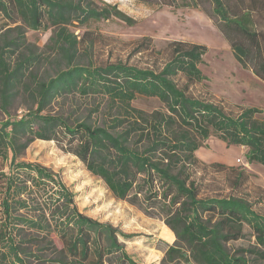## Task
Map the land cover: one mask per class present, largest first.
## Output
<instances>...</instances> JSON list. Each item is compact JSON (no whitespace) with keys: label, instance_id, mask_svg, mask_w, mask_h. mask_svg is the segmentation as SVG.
<instances>
[{"label":"trees","instance_id":"trees-1","mask_svg":"<svg viewBox=\"0 0 264 264\" xmlns=\"http://www.w3.org/2000/svg\"><path fill=\"white\" fill-rule=\"evenodd\" d=\"M161 1L175 6L198 4V0ZM210 1L213 13L223 22L216 25L235 59L264 81V0H248L232 16L222 0ZM0 10L11 22L21 21L30 29L55 25L52 45L66 63L53 76L27 75L26 64L38 59L33 51L25 47L14 66L6 54L24 45L22 26L8 27L2 33L0 108L7 114L22 91L36 107L0 121V159L8 161V170L0 171V264L44 261L47 250L59 252L61 264H139L119 239L131 234L79 210L75 194L59 173L18 159L36 138L56 141L100 177L115 197L163 219L175 235V242L164 250L167 261L264 264V213L237 193L200 195L202 176L197 173L207 167L226 171L234 190L241 182L242 171L235 166L205 163L196 156L210 134L227 144L247 147V161L264 166V121L255 117L259 109L246 107L234 115L220 100L187 92L189 84L207 79L199 67L208 51L205 44L170 41V57L161 68L121 60L82 65L76 62L81 40L67 25L110 16L128 24L134 19L116 5L96 0H0ZM260 13L263 19L257 16ZM150 40H138L134 52L152 50ZM179 76L185 78L183 85L178 83ZM73 91L106 97L113 110L108 123L70 121L46 110L52 100ZM139 95L156 97L165 111L133 107L131 102ZM246 236L253 240L249 247H229Z\"/></svg>","mask_w":264,"mask_h":264},{"label":"rangeland","instance_id":"rangeland-1","mask_svg":"<svg viewBox=\"0 0 264 264\" xmlns=\"http://www.w3.org/2000/svg\"><path fill=\"white\" fill-rule=\"evenodd\" d=\"M100 4L116 5L126 15L134 19L133 24L110 16L106 19L90 20L85 24L67 25L81 40L76 62L82 65H103L108 62L125 61L141 67H158L169 59L167 45L172 40H186L203 43L208 51L199 65L207 79L188 85L187 92L210 100H220L226 110L237 115L243 108L256 107L260 111L255 117L264 121V81L259 79L249 67H243L234 57L232 49L224 38L218 25L221 18L213 13L210 0H198L197 6H175L162 3L161 0H96ZM248 0H222L228 11L232 12L246 5ZM180 2V0H177ZM209 14H212L210 17ZM263 19L262 14H257ZM213 17V18H212ZM216 22V23H214ZM21 25L24 30V45L6 54L11 65L19 60L21 51L29 47L36 58L26 64L25 73L33 72L37 77L53 76L58 68H65V60L56 53L51 37L55 25L46 24L39 29H30L25 24L11 22L0 10V44L2 33L8 27ZM264 26V23H263ZM13 32L15 35L14 31ZM150 37L152 50L134 52L138 40ZM7 49H13L7 48ZM183 85L185 78H177ZM106 97L101 94L82 95L73 91L57 97L48 104L46 110L61 113L70 121L87 120L95 125L108 123L111 111ZM131 105L146 112L165 111L164 105L156 97L139 95ZM29 107H36L32 98L25 92L16 96L6 114L0 108V121L10 117H19ZM247 147L227 144L215 134L202 140V145L195 151L196 156L205 163H223L233 165L242 171L241 182L234 190L230 186L227 172L214 167H207L197 173L202 176L200 195H226L237 193L250 200L253 208L264 213V166L257 162H248L245 153ZM19 160L41 163L59 173L63 182L75 194L79 210L118 227L123 233L131 234L123 239L126 251L139 264H193L185 261H167L164 250L167 244L175 242V235L159 217L149 216L140 208L124 199L115 197L106 187L103 180L88 171L84 163L71 152L64 151L54 140L36 138L32 140L19 155ZM8 170V161L0 159V171ZM247 235L249 229H245ZM252 238L233 241L229 247H249ZM60 248V242L55 238ZM36 250L35 247H32ZM44 261L33 260V264H61L60 253L47 250ZM264 263V261H263Z\"/></svg>","mask_w":264,"mask_h":264}]
</instances>
